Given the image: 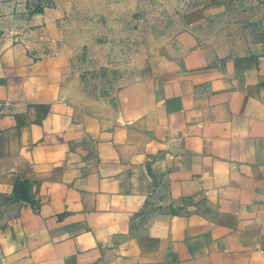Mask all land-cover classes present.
<instances>
[{
  "label": "crops",
  "instance_id": "0c3cea01",
  "mask_svg": "<svg viewBox=\"0 0 264 264\" xmlns=\"http://www.w3.org/2000/svg\"><path fill=\"white\" fill-rule=\"evenodd\" d=\"M0 264H264V0H0Z\"/></svg>",
  "mask_w": 264,
  "mask_h": 264
},
{
  "label": "rangeland",
  "instance_id": "374dc122",
  "mask_svg": "<svg viewBox=\"0 0 264 264\" xmlns=\"http://www.w3.org/2000/svg\"><path fill=\"white\" fill-rule=\"evenodd\" d=\"M96 38H97V42H104L103 38H106V34L107 33V25L105 23H103V21L99 20V18L96 21ZM81 28H84L86 30L87 25H83L81 26Z\"/></svg>",
  "mask_w": 264,
  "mask_h": 264
}]
</instances>
